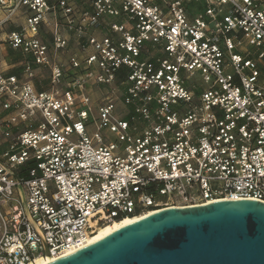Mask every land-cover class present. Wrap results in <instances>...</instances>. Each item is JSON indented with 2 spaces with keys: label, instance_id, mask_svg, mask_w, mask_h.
Listing matches in <instances>:
<instances>
[{
  "label": "built area",
  "instance_id": "obj_1",
  "mask_svg": "<svg viewBox=\"0 0 264 264\" xmlns=\"http://www.w3.org/2000/svg\"><path fill=\"white\" fill-rule=\"evenodd\" d=\"M17 13L0 264L59 258L123 217L264 202V0H0V28Z\"/></svg>",
  "mask_w": 264,
  "mask_h": 264
},
{
  "label": "water",
  "instance_id": "obj_2",
  "mask_svg": "<svg viewBox=\"0 0 264 264\" xmlns=\"http://www.w3.org/2000/svg\"><path fill=\"white\" fill-rule=\"evenodd\" d=\"M49 264H264V202L166 208Z\"/></svg>",
  "mask_w": 264,
  "mask_h": 264
},
{
  "label": "crops",
  "instance_id": "obj_3",
  "mask_svg": "<svg viewBox=\"0 0 264 264\" xmlns=\"http://www.w3.org/2000/svg\"><path fill=\"white\" fill-rule=\"evenodd\" d=\"M23 23V17L20 16V13H17L14 17L11 18L10 21L5 23V25L0 28V69L9 74H17L21 72L23 56L22 54L17 55L18 53H13L15 52V50L11 49L8 46V44L6 43V38L10 31L19 29ZM45 38L49 39L50 34L46 35ZM42 88H46V85L44 84Z\"/></svg>",
  "mask_w": 264,
  "mask_h": 264
},
{
  "label": "bare ground",
  "instance_id": "obj_4",
  "mask_svg": "<svg viewBox=\"0 0 264 264\" xmlns=\"http://www.w3.org/2000/svg\"><path fill=\"white\" fill-rule=\"evenodd\" d=\"M211 203V202H210ZM157 212V211H150L148 213L142 214V215H137V216H128V217H124L120 220H114L110 223L105 224L104 226L99 227L94 233L93 235L89 238L88 240V244L103 237L106 236L107 234L113 232L114 230L139 219L145 218L148 215ZM54 259H56L55 257H37L34 261L30 262L29 264H49L51 263Z\"/></svg>",
  "mask_w": 264,
  "mask_h": 264
},
{
  "label": "rangeland",
  "instance_id": "obj_5",
  "mask_svg": "<svg viewBox=\"0 0 264 264\" xmlns=\"http://www.w3.org/2000/svg\"><path fill=\"white\" fill-rule=\"evenodd\" d=\"M13 52V51H12ZM14 54H17V55H20L21 54V52L19 53L18 51H15V52H13ZM119 108H122V104H119ZM91 129H93V126L91 127ZM104 133H107V135L110 137L109 139L112 141V140H114V135L113 134H111L108 130H104Z\"/></svg>",
  "mask_w": 264,
  "mask_h": 264
},
{
  "label": "trees",
  "instance_id": "obj_6",
  "mask_svg": "<svg viewBox=\"0 0 264 264\" xmlns=\"http://www.w3.org/2000/svg\"><path fill=\"white\" fill-rule=\"evenodd\" d=\"M124 218V217H123ZM122 219V218H121ZM118 220H120V219H118Z\"/></svg>",
  "mask_w": 264,
  "mask_h": 264
}]
</instances>
